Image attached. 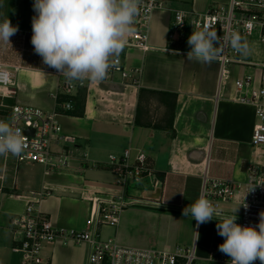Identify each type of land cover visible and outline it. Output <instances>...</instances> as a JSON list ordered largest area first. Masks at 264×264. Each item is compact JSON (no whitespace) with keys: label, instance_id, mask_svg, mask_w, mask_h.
<instances>
[{"label":"crops","instance_id":"0c3cea01","mask_svg":"<svg viewBox=\"0 0 264 264\" xmlns=\"http://www.w3.org/2000/svg\"><path fill=\"white\" fill-rule=\"evenodd\" d=\"M20 1L15 13L11 0H0V23L18 21L10 43L0 41V63L4 55L18 62L5 63L18 67L8 103L56 114L66 141L53 149L66 148L72 156L67 168L46 172L42 165L19 162L18 156L0 155V264H20L13 249L22 236L10 221L30 204L56 228L85 230L95 199L122 194L106 164L109 155L128 149L145 153L155 174L137 196L125 191L127 198L143 200L125 208L115 228L100 227V239L109 229L107 237L121 245L167 253L194 249L196 264H210L211 250L224 241L217 221L197 227L182 210L202 194L205 179L245 184L250 164L264 168V149L251 143L254 107L237 102L233 88L224 92L215 61L208 65L187 59L188 51L172 41L180 34L170 38L171 17L180 10L192 12L195 20L211 4L230 0H190L187 7L164 2L152 15L147 49L132 46L126 37L119 58L130 77L114 73L103 81H87L71 96L68 113L55 99L65 77L45 65L31 44L34 0ZM157 190L160 198H152ZM242 199L240 190L234 200L221 204L222 212L238 215ZM88 252L86 244L58 239L44 246L43 258L48 264H86Z\"/></svg>","mask_w":264,"mask_h":264},{"label":"built area","instance_id":"2783aa9c","mask_svg":"<svg viewBox=\"0 0 264 264\" xmlns=\"http://www.w3.org/2000/svg\"><path fill=\"white\" fill-rule=\"evenodd\" d=\"M138 8L139 13L135 17L134 31L130 34V39L133 41L132 46L147 49L152 15L156 10L164 8V1L140 0ZM173 13L175 17L171 22V39L184 32L190 25L195 31L205 28L215 31L218 37L235 32L247 44L253 42V46L264 47V0H230L227 4H212L195 20L192 12L178 10ZM112 59L115 66L109 68L107 75L118 73L123 79L129 78L130 72L125 69L121 59L119 57ZM215 62L219 65L220 86L224 88L228 85L226 83L228 68L249 65L244 61L243 56L231 48L224 49ZM249 66L254 67V74H241L237 77L233 84L234 99L241 104L254 107L256 126L251 143L257 149H264V64ZM17 71V66L0 63V121L7 122L23 138L25 147L18 156L19 162L42 165L46 172L67 168L71 160V152L66 148L60 152H55L53 149L54 145L66 141L62 136L57 115L40 108L8 103L9 96H12L10 89L14 87ZM87 81L90 80L86 79L82 83L74 82L71 88L65 82L61 88L62 92L72 96L78 89L84 88ZM133 84H138V80L134 79ZM56 97L57 94L55 99ZM57 107L66 113L73 110L70 101L60 103ZM83 158L85 160L86 155ZM106 166L116 176L115 185L122 194L95 199L85 230L67 232L56 228L32 204L27 206L24 214L11 219L10 225L13 231L22 236L13 249L14 253L22 255L21 264H48L43 258L44 246L58 239L70 244L88 245L86 264H194L196 260L194 249H178L174 253H167L124 246L114 239H100L98 233L100 227L115 228L124 209L143 200L142 198L131 200L127 198L125 191L144 179L153 178L155 174L148 156L132 149L126 150L121 155H109ZM92 167H98L97 163H93ZM240 190L243 191V199L240 213L235 214L236 223L255 227L259 224L260 212L264 211V168L260 164L249 165L247 180L242 186L226 180L205 179L201 195H204L213 206L218 205L221 209V204L234 200ZM223 215L234 214L223 212ZM209 263L231 264V261L230 257L214 249L209 254ZM254 264H260V261L257 260Z\"/></svg>","mask_w":264,"mask_h":264},{"label":"clouds","instance_id":"9594fccd","mask_svg":"<svg viewBox=\"0 0 264 264\" xmlns=\"http://www.w3.org/2000/svg\"><path fill=\"white\" fill-rule=\"evenodd\" d=\"M139 4L140 0H34L35 15L31 21L34 52L45 65L65 77L69 88L86 79L103 81L109 68L115 66L112 58L120 56L126 37L134 31ZM17 32L18 26L8 19L0 23V41L10 43V37ZM187 44L190 47L187 59L208 65L224 49L231 48L241 56L250 51L239 34L229 32L218 37L207 28L193 31ZM24 147L20 133L0 121V155L19 156ZM182 215L194 219L197 227L216 220L217 234L224 238L218 250L230 257L231 264H254L257 260L264 264V211L260 212L255 227L241 226L236 223V215H223L218 205L213 206L200 195L182 210Z\"/></svg>","mask_w":264,"mask_h":264},{"label":"rangeland","instance_id":"374dc122","mask_svg":"<svg viewBox=\"0 0 264 264\" xmlns=\"http://www.w3.org/2000/svg\"><path fill=\"white\" fill-rule=\"evenodd\" d=\"M11 1H12V4H13L12 9L15 11V13H17L20 10V8H21L20 5H21L22 1H20V0H11ZM163 1L166 2V3H169V6L171 4H173L174 6H177V7H181V6L182 7H187L188 3L190 2V0H163ZM174 17H175V14L172 12L171 21H173ZM17 23H18L17 20L16 21L13 20V25H17ZM193 31H195V30H193V28L190 25H188L186 30L184 32H182L178 38H175V39L172 40L173 43L177 44V42H181L180 43V49H183L185 51H189L190 47L187 44V40H188V37L192 34ZM248 45H249L250 51H249V54L247 56H243L244 61L249 63V65H252V64H256V65L264 64V47H262L260 45L253 46V42H249ZM2 59L4 61V64L5 63H8L10 65L18 64L16 58H14V56H12V55H8V56L4 55V56H2ZM249 65L248 66H244V67H239V66H235L234 67L233 66V67L228 68L229 75H228V79L226 80V83L228 85H227V87L224 88V92L226 90H232L234 81L237 79V77L239 75H241V74L253 75L254 74V67L249 66ZM65 81H66L65 78L62 79V82H65ZM54 170H56V169H54ZM149 182H150V180L144 179V180L140 181L139 183L132 185L129 188V192L131 194H135V192H140L141 191L140 189H141L142 185L146 184L147 186H149ZM135 195L137 196V194H135ZM139 197L140 196L138 195V198ZM108 232H109V229H107L105 232L103 231V234L106 236V237H104L105 240L110 239V238L107 237ZM13 256L15 258H19L20 259V264H21L22 255L21 254H13Z\"/></svg>","mask_w":264,"mask_h":264},{"label":"trees","instance_id":"16d2710c","mask_svg":"<svg viewBox=\"0 0 264 264\" xmlns=\"http://www.w3.org/2000/svg\"><path fill=\"white\" fill-rule=\"evenodd\" d=\"M180 43H181V42H180ZM182 43H183V42H182ZM170 47H172V46H170ZM173 48H174V47H173ZM80 96H81V97H85V93H84V92H81V93H80ZM71 100H72L71 96H67V95H65V94L62 92V90H60V91L58 92L57 97H56V103H57V105L60 104V103H63V102L71 101Z\"/></svg>","mask_w":264,"mask_h":264},{"label":"water","instance_id":"95a60500","mask_svg":"<svg viewBox=\"0 0 264 264\" xmlns=\"http://www.w3.org/2000/svg\"><path fill=\"white\" fill-rule=\"evenodd\" d=\"M160 194H161L160 190H157V193L151 195V197H152V198H154V197H155V198H160Z\"/></svg>","mask_w":264,"mask_h":264}]
</instances>
